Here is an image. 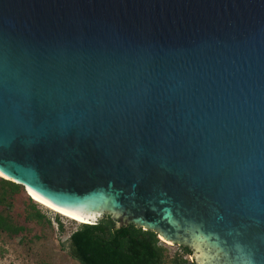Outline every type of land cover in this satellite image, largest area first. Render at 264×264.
Instances as JSON below:
<instances>
[{
	"label": "water",
	"instance_id": "water-1",
	"mask_svg": "<svg viewBox=\"0 0 264 264\" xmlns=\"http://www.w3.org/2000/svg\"><path fill=\"white\" fill-rule=\"evenodd\" d=\"M0 176L264 264V0H0Z\"/></svg>",
	"mask_w": 264,
	"mask_h": 264
},
{
	"label": "trees",
	"instance_id": "trees-1",
	"mask_svg": "<svg viewBox=\"0 0 264 264\" xmlns=\"http://www.w3.org/2000/svg\"><path fill=\"white\" fill-rule=\"evenodd\" d=\"M54 218H53V217ZM66 221L76 223L62 249L81 264H197L189 246H180L172 253L170 246L161 243L158 233L129 223L119 226V220L105 214L95 224L79 223L36 202L23 185L0 176V235L10 239L40 238L37 227L57 228L66 232Z\"/></svg>",
	"mask_w": 264,
	"mask_h": 264
},
{
	"label": "rangeland",
	"instance_id": "rangeland-1",
	"mask_svg": "<svg viewBox=\"0 0 264 264\" xmlns=\"http://www.w3.org/2000/svg\"><path fill=\"white\" fill-rule=\"evenodd\" d=\"M54 225V228L49 226L35 228L34 233L40 235L39 239H10L0 235V264H81L69 255L67 245L66 250L60 245V241L67 243L72 230L78 225L66 221V232L63 234L59 233L57 224ZM158 237L161 243L170 246L172 253L179 250L180 246H185L178 243L171 244L163 240L159 234ZM185 257L190 262H196L193 254Z\"/></svg>",
	"mask_w": 264,
	"mask_h": 264
},
{
	"label": "bare ground",
	"instance_id": "bare-ground-1",
	"mask_svg": "<svg viewBox=\"0 0 264 264\" xmlns=\"http://www.w3.org/2000/svg\"><path fill=\"white\" fill-rule=\"evenodd\" d=\"M1 177H3V176H1ZM3 178H4V177H3ZM27 193L32 197V194H31V192L29 191V189H28ZM32 198H33V197H32ZM33 199H34V198H33ZM34 200H35L36 202H38L39 204H41V205L47 207L48 209H50V210H52V211H54V212H56V213H58V214H61V215L65 216V217H67V218H69V219H71V220H74V221L79 222V223H89V222H84V221L76 220V219L71 218V217H69V216H67V215H64V214H62V213H59V212H57L56 210H54V209L48 207L47 205L43 204L42 202H40V201H38V200H36V199H34Z\"/></svg>",
	"mask_w": 264,
	"mask_h": 264
},
{
	"label": "flooded vegetation",
	"instance_id": "flooded-vegetation-1",
	"mask_svg": "<svg viewBox=\"0 0 264 264\" xmlns=\"http://www.w3.org/2000/svg\"><path fill=\"white\" fill-rule=\"evenodd\" d=\"M185 246H189V245H185ZM190 247V246H189Z\"/></svg>",
	"mask_w": 264,
	"mask_h": 264
}]
</instances>
